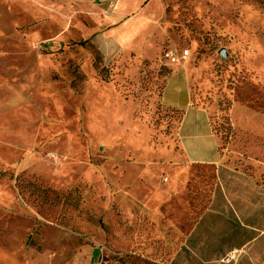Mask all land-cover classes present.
<instances>
[{
	"label": "rangeland",
	"instance_id": "rangeland-1",
	"mask_svg": "<svg viewBox=\"0 0 264 264\" xmlns=\"http://www.w3.org/2000/svg\"><path fill=\"white\" fill-rule=\"evenodd\" d=\"M162 2L151 55L101 52L107 24L78 7L64 37L32 41L24 72L52 133L36 171L0 169V264H175L190 252L218 170L188 159L185 109L168 102L210 111L222 160L264 184V0ZM8 48L0 83H18L35 55Z\"/></svg>",
	"mask_w": 264,
	"mask_h": 264
},
{
	"label": "crops",
	"instance_id": "crops-1",
	"mask_svg": "<svg viewBox=\"0 0 264 264\" xmlns=\"http://www.w3.org/2000/svg\"><path fill=\"white\" fill-rule=\"evenodd\" d=\"M75 7L97 16V24H107L97 36V48L106 54L120 48L151 55L165 18L162 0H0V20H14L0 22V45L9 47L4 53L35 55L36 59L20 68L18 83H0V169L19 166L36 171L34 151L48 140L52 126L36 110V83L24 71L30 72L37 61L32 41L39 36L64 37ZM102 8H106L103 14ZM23 24L28 26L25 30ZM167 105L185 109L179 129L192 133L189 143L181 139L188 159L214 163L218 170L206 211L186 239L191 251L175 255L174 263L264 264V184L222 160L220 138L210 127V111L173 102Z\"/></svg>",
	"mask_w": 264,
	"mask_h": 264
},
{
	"label": "built area",
	"instance_id": "built-area-1",
	"mask_svg": "<svg viewBox=\"0 0 264 264\" xmlns=\"http://www.w3.org/2000/svg\"><path fill=\"white\" fill-rule=\"evenodd\" d=\"M188 52H184L181 56V59H186L188 57ZM164 57L167 58L168 60H170L171 62H175V61H179V59H177V57L173 54V52L171 50L165 51L164 53ZM54 158H58L57 156H54Z\"/></svg>",
	"mask_w": 264,
	"mask_h": 264
}]
</instances>
